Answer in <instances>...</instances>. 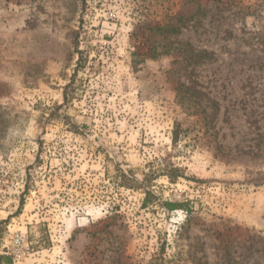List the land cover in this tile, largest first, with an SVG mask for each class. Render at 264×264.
Segmentation results:
<instances>
[{"label":"rangeland","instance_id":"1","mask_svg":"<svg viewBox=\"0 0 264 264\" xmlns=\"http://www.w3.org/2000/svg\"><path fill=\"white\" fill-rule=\"evenodd\" d=\"M198 1L165 36L184 0H0L5 264H264V0Z\"/></svg>","mask_w":264,"mask_h":264},{"label":"trees","instance_id":"2","mask_svg":"<svg viewBox=\"0 0 264 264\" xmlns=\"http://www.w3.org/2000/svg\"><path fill=\"white\" fill-rule=\"evenodd\" d=\"M204 13L205 9L198 0H184L179 12L175 16H172L163 26L158 27V29L162 34H165V36L178 35L192 23V21ZM179 51L181 53L178 61L186 70L188 82L177 85L176 101L188 113L206 112L203 101H209L213 107H215L214 104H216V102L205 90H203L201 83L193 76L194 66L201 61L203 55L200 52H195L190 43L182 44ZM189 68L190 71H188ZM260 183H264V181ZM148 198H146V200ZM146 203L147 201L145 204ZM164 206L169 211L183 210L185 208L184 203L177 201H166L164 202ZM5 260L12 262L10 261V256L5 254L0 255V264H5Z\"/></svg>","mask_w":264,"mask_h":264},{"label":"built area","instance_id":"3","mask_svg":"<svg viewBox=\"0 0 264 264\" xmlns=\"http://www.w3.org/2000/svg\"><path fill=\"white\" fill-rule=\"evenodd\" d=\"M26 239V236L21 232H16L11 236L8 248L14 260H20L28 253Z\"/></svg>","mask_w":264,"mask_h":264}]
</instances>
